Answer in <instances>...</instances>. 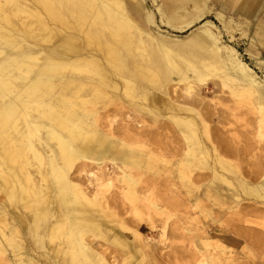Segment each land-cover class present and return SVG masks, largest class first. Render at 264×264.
I'll use <instances>...</instances> for the list:
<instances>
[{"label": "bare ground", "instance_id": "bare-ground-1", "mask_svg": "<svg viewBox=\"0 0 264 264\" xmlns=\"http://www.w3.org/2000/svg\"><path fill=\"white\" fill-rule=\"evenodd\" d=\"M260 3L0 0V264H264Z\"/></svg>", "mask_w": 264, "mask_h": 264}, {"label": "rangeland", "instance_id": "rangeland-1", "mask_svg": "<svg viewBox=\"0 0 264 264\" xmlns=\"http://www.w3.org/2000/svg\"><path fill=\"white\" fill-rule=\"evenodd\" d=\"M162 4L165 5V2L164 3L162 2ZM213 7L214 8L212 9L215 11V6ZM216 8L219 9V6H217ZM224 19L230 22V23L228 22V27L231 24L232 25L231 28L224 27L223 23L215 17L213 11H210V13H208V15L203 16L199 22L197 21L194 22L192 26L182 29L181 32H178L179 29H176L177 31H175V29L168 28V30L170 31L171 35L185 36L188 35L189 32L192 31L194 28L202 24L204 21L209 20L214 25L215 31H217V33L221 35L222 40H224L227 44L231 45L237 51V55L239 56V58L242 61L246 62L257 74L261 75L262 79H264V39L262 37V34H264V0H261V3L258 5V8L257 9L255 8V10L251 13V17L247 20L240 15L233 16L230 13H226L224 15ZM157 20H159V17H157ZM186 21L187 18L184 19V24ZM161 28H165V26H162ZM212 78H214L213 75L211 76V79ZM208 88H210V86ZM209 90L211 91V88ZM206 95L208 97L211 96V94L207 91H206ZM2 194L3 193L0 192V200L4 199ZM153 195L157 196L160 201H167V202L170 201V199L164 194V192H161L159 190L155 191ZM22 204H23L22 201H19L16 204L17 206H19V208H15V211L17 213H20V211L22 213L26 212ZM153 220L159 223V221L162 220V217L161 215L153 214ZM227 222H231V221H227ZM5 231H7L6 228ZM143 231L147 232L148 228H143ZM153 232L152 235L150 234L148 235L154 237L155 234ZM60 237L61 236L55 231L51 235V238L45 237L46 243L49 244L47 245V247L56 245L59 241H61ZM24 239H28V238H24ZM28 243L33 245L32 241H28ZM35 246L36 248L34 250L36 252L38 253L44 252L42 251L43 248L40 247L38 244H35ZM229 246H231L233 249L238 248V246H232V245ZM248 247L251 249V252L258 254L255 250H253L255 249L254 245L251 244ZM237 251L240 252L239 249H237ZM33 252L34 251H31L32 254ZM257 260L258 259H256L255 262ZM253 261L254 260L252 259V264H254Z\"/></svg>", "mask_w": 264, "mask_h": 264}]
</instances>
